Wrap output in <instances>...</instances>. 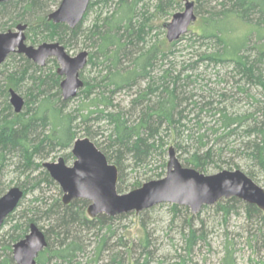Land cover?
Wrapping results in <instances>:
<instances>
[{
	"label": "trees",
	"instance_id": "obj_1",
	"mask_svg": "<svg viewBox=\"0 0 264 264\" xmlns=\"http://www.w3.org/2000/svg\"><path fill=\"white\" fill-rule=\"evenodd\" d=\"M54 1L60 5L62 0ZM108 1L91 0L87 13L95 6L106 4ZM157 1L156 13L159 14L179 5L178 0ZM143 2L144 0H119L116 13L105 19L102 24L97 23L90 31L88 38L93 42L95 52L89 53L87 65L101 67L99 81L98 78L94 79V83L83 81L84 87L77 95L83 98L78 110L82 111V121L86 122L93 115H97L96 119L105 118L112 127L111 137L114 139V146L118 148L117 155H108L95 145L105 154L109 163L114 161L118 168V193L121 194L124 190V183L120 181L121 152L131 155L136 166L144 163L154 151L163 150L160 134L164 128L175 135L177 140L187 134V142L194 141L199 145L191 157L185 160V164L200 173L206 170L215 153L213 147H207L208 134L215 136L217 143L229 142L231 137H241L246 157L258 168V175L254 170V173L250 171L247 175L255 182L259 175L264 178V100L259 98L264 95V0H223L219 5L220 10H217L216 0H195V13L197 17H201L202 24L199 31L188 32V41L211 44L213 50L204 51L198 60L226 70L224 76L228 78L219 79L218 84L223 85V88L217 94L208 93L203 96V103H192L200 113L206 110L207 114L215 118V124L210 127L202 124L201 120L196 122L197 129H205V132L198 133L199 135L193 134L194 131L191 132L183 123L188 102L192 99L185 95L189 78L184 77L183 73H175L173 66L161 71L160 76L155 74L159 63H163L170 54L174 55L179 40L169 43L167 39H162L148 49L139 46V43H144L143 36L149 26L146 12H141L143 9L140 6ZM204 5L212 8L211 12L207 13L208 17L201 16L204 11L200 8ZM213 5L215 7H212ZM50 13L49 0H12L2 3L0 31L27 25L25 35L31 44L56 42L66 50L65 46L77 43L87 13L82 23L74 30L67 25L49 21ZM231 19L234 25L244 24L247 32L234 36L236 27L227 25ZM9 30L11 29H7ZM22 59L25 65L7 73L0 82V100L4 98V108L0 110V198L6 190L2 186L3 175L14 157L18 160V168L23 174L29 172L26 182L19 186L24 193V199L31 191L38 190L42 182L54 184L45 171L40 173V176L45 177L44 181L39 175L34 176L42 167L40 163H36V158H44L46 150H53L55 147L71 149L77 140L73 128L76 119L63 114L61 106L66 105V102L59 99L61 106H58L57 101H54L61 94L60 76L57 72L45 74L42 68L23 57ZM127 61L131 64L126 67ZM186 69L187 67L182 70ZM4 74L5 72L1 73V76ZM27 81L31 84L30 93L25 98L23 111L17 114L8 101L9 90L20 92ZM143 83L146 85L143 86ZM135 87L138 92L133 101V109H140V117L136 123L130 124L125 114L118 111V107L113 104V96L116 92ZM241 100L249 103L251 111L249 109L240 112L231 108ZM49 127L51 131L47 132ZM240 132L244 135L239 136ZM179 147L181 146L177 145V148ZM238 202V199H231L224 205L218 204V208L227 215L233 208L232 204ZM88 205L89 202L80 199L64 205L62 200L58 199L42 208L30 209L29 212L23 213L25 221L18 222L13 227L11 242L16 243L24 239L31 224L39 227L41 220H47L51 223L44 232L48 245L39 254L36 264H82L80 256L85 252L83 231L95 230L99 233L106 230L96 248V254H101L107 246V235L112 233L111 224L115 221V218L105 215L96 219L89 218L86 214ZM173 208L178 209L175 205ZM246 211L249 217L260 215L263 229L259 232L263 233L264 213L251 205L246 206ZM190 232L188 243L192 246L197 236L194 230L191 229ZM11 250L8 249V257L0 264H17L12 258ZM232 258L233 254L227 250L225 264H233ZM98 262L95 259L90 264Z\"/></svg>",
	"mask_w": 264,
	"mask_h": 264
},
{
	"label": "rangeland",
	"instance_id": "obj_2",
	"mask_svg": "<svg viewBox=\"0 0 264 264\" xmlns=\"http://www.w3.org/2000/svg\"><path fill=\"white\" fill-rule=\"evenodd\" d=\"M118 1L109 0L106 4L103 3L95 6L87 13L82 23V33L78 42L68 47L65 46L67 53L71 57H75L84 51L90 54L95 52V49L92 47L93 42L88 38L90 31L93 30L97 23L102 24L105 19L116 13ZM216 1L218 2L217 6L215 3L214 5L217 7V10H220L221 6L219 5L223 0ZM178 2L179 5H175V8L167 9L169 11L166 13L159 14L156 13L157 0H144L140 7L143 9L141 12H146V18L149 19V26L146 27V34L143 36L145 39L144 43H139L141 48L143 46V48L148 49L156 41L166 39L167 29L163 27V24L170 23L175 14L183 13L187 2H194L196 7L195 0H178ZM49 3L52 13L58 8L59 3L54 0H49ZM214 5L212 7H215ZM200 9L204 11L201 16L208 17L207 13L211 12L212 8L204 5ZM201 24V17L198 16L197 21L190 27L189 31H199ZM227 25L233 26L234 21L231 19ZM234 26L236 27V32H233L234 36L243 35L247 32V27L242 23L235 24ZM7 29L15 31V28L9 27L5 29V32H7ZM189 37L190 33L178 41L174 55L170 54L169 58L162 61L163 63H159L155 74L156 76H160L161 71L173 66L175 73H183L184 77L189 78V82L186 83L188 86H185V95L192 99L188 102L183 123L191 132L194 131L193 134L199 135L203 134L205 129H197L195 126L196 122L201 120L202 124L204 123L207 127H210L215 124V118L211 114H207L206 110L200 113L198 109L193 107L192 103L194 101L203 103V96H207L208 93H212V95L217 94L223 88V85L219 86L218 84L219 79L225 78L228 80V78L224 76L226 70H220L213 67L212 64L201 63L198 60L201 53L204 51L211 52L213 46L201 41H197L196 43L189 42ZM26 42L27 45L34 47L42 44H31L28 40ZM22 57L27 59L24 55L16 53L8 57L7 61L0 67V74L5 72L1 76L0 82H2L7 73L25 65ZM27 60L30 61L29 59ZM30 62L33 63L32 61ZM130 64L131 62L127 61L125 66H130ZM185 67L187 69L182 70ZM40 68L43 69V73L50 74L57 72L60 65L56 59H49L46 65ZM100 70L101 67L99 65L88 64L80 73L81 79L88 83H94V79L100 76ZM60 78L61 84L64 77ZM145 85L143 83V86ZM30 87L31 84L27 81L24 83L22 90L17 92L24 101L28 93H30ZM137 92L138 90L135 87L130 90L116 92L113 96V104L118 107V111H122L125 114L130 124L136 123L140 117V109H133V101ZM259 98L264 100V95L259 96ZM2 99L0 100V110L4 108V98ZM59 99L63 100L62 93L60 97L54 99V101H57L58 106L60 105L58 102ZM8 101L10 103V96L8 97ZM82 101L83 98L79 95L74 99L65 101L66 105H60L64 115H71L73 119H76L73 123V128L77 134V140L89 138L101 150L115 157L118 148L114 146V139L111 137L112 127L107 119H96L97 115H93L86 122L82 121L80 118L82 111L80 110L78 112ZM227 105L231 107L230 104ZM235 105L231 107L235 111L245 112L249 109L251 111L249 103L245 100H241L240 103L237 102ZM12 110L14 111L13 107ZM84 113L86 114L87 112L84 111ZM50 131L51 127L47 129V132ZM186 135L177 140V137L172 135L170 131H167L165 128L162 129L160 138L163 140V150L158 149L154 151L144 163L137 166L131 155L121 152L122 166L120 167V181L122 180V183H124V190L121 194H127L138 189L147 182L164 178L167 172L169 149L171 147L175 149L177 158L183 167L191 168L186 166L185 160L191 157L199 145L194 141L188 140L187 142ZM243 135L240 132L239 136ZM207 136L209 138L207 147L208 149L213 147L215 153L213 160L207 165L206 170L201 172L202 174L211 176L224 170H241L247 174L254 170L258 175V168L246 157L244 147L241 144V137L238 138L235 136L231 137L229 142L223 141L217 143L215 136H211L210 134ZM177 145L181 147L177 148ZM72 148L64 149L55 147L53 150H46L44 158H36L35 160L42 167L34 176L39 175V178L44 181L45 177L40 176L41 172H47L43 168V164L56 163L60 158L65 159L67 166H73L75 158L71 152ZM203 150L206 151V149ZM110 162L114 165V161ZM19 165L18 160L14 157L10 166L5 171L2 178V186L6 189L4 194L10 189L19 187L26 182V177L29 175V172L23 174L22 170L18 168ZM52 181L54 184L42 182L38 190L28 193L26 198L22 199L21 205L15 213H13L0 229V262L8 257V249H12L11 255L13 258V247L21 241L19 240L13 243L11 242V237L13 227L18 222L25 221L23 213L29 212L33 208H42L58 199L62 200L64 193L61 187L53 179ZM256 182L264 188L263 176L259 175L256 178ZM36 199L39 201L37 202ZM227 201L222 200L215 205L205 206L197 215H193L189 207L175 205L178 207L175 210L173 204L165 203L138 214L129 213L116 217L115 221L111 224L112 233L107 235V246H105L101 254H96V248L106 230L104 229L99 233L95 230L83 231L82 237L85 239V252L81 254L80 261L82 264H90L95 259L99 261L98 264H225V255L228 250L233 254V261L231 260L233 264H264V232H259L262 228L260 215L256 214L249 217L246 211L248 204L240 200L237 204H232V210H229V214L225 215L218 208V204L224 205ZM50 224L47 220H41L39 227L45 232ZM191 229L195 231L197 236L192 246L188 243Z\"/></svg>",
	"mask_w": 264,
	"mask_h": 264
},
{
	"label": "water",
	"instance_id": "obj_3",
	"mask_svg": "<svg viewBox=\"0 0 264 264\" xmlns=\"http://www.w3.org/2000/svg\"><path fill=\"white\" fill-rule=\"evenodd\" d=\"M9 1L12 0H0V4ZM90 3L91 0H62L58 8L49 14L48 20L74 30L82 23ZM196 21L195 3L187 2L184 12L175 14L172 21L165 24L167 41L173 43L180 40ZM27 28V25H18L15 31H0V67L14 53L24 55L39 67H44L49 59H56L60 65L57 74L64 77L60 84L63 100L76 98L84 87L80 73L87 66L89 53L84 51L71 57L56 42L29 46L25 35ZM9 95L14 112L21 113L24 99L13 89L9 90ZM71 152L75 158L73 166H67L65 159L60 158L56 163L43 164V168L61 187L64 205L77 199L89 202L87 215L91 219L100 215L116 218L129 213L138 214L165 203L189 207L191 213L197 215L205 206L231 199H238L264 212V188L243 171L224 170L215 175H204L183 167L172 147L169 149L166 176L147 182L127 194L117 191L118 168L109 163L105 154L89 138L76 140ZM23 197V191L14 187L0 198V229L18 209ZM47 245L45 233L31 224L29 234L14 245L13 259L17 264H36Z\"/></svg>",
	"mask_w": 264,
	"mask_h": 264
},
{
	"label": "flooded vegetation",
	"instance_id": "obj_4",
	"mask_svg": "<svg viewBox=\"0 0 264 264\" xmlns=\"http://www.w3.org/2000/svg\"><path fill=\"white\" fill-rule=\"evenodd\" d=\"M28 234H29V233H28ZM28 234H27V235H28ZM27 235H26V236H27ZM22 240H23V239H22ZM22 240H21V241H22Z\"/></svg>",
	"mask_w": 264,
	"mask_h": 264
}]
</instances>
